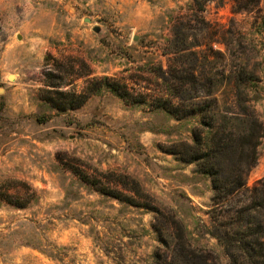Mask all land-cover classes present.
Masks as SVG:
<instances>
[{
    "label": "rangeland",
    "instance_id": "obj_1",
    "mask_svg": "<svg viewBox=\"0 0 264 264\" xmlns=\"http://www.w3.org/2000/svg\"><path fill=\"white\" fill-rule=\"evenodd\" d=\"M91 81L77 108L42 98ZM241 103L264 131V0H0V264L247 262L245 221L264 235V132L241 191L217 201L172 152L226 125L247 167Z\"/></svg>",
    "mask_w": 264,
    "mask_h": 264
},
{
    "label": "trees",
    "instance_id": "obj_2",
    "mask_svg": "<svg viewBox=\"0 0 264 264\" xmlns=\"http://www.w3.org/2000/svg\"><path fill=\"white\" fill-rule=\"evenodd\" d=\"M47 77L55 78V75L48 74ZM105 86L109 87L113 92L121 97H127L129 92L123 86L116 81H109L108 78H104ZM93 86L89 88V91L76 92V91H59L53 88H46L42 93V98L49 102L57 109H72L82 106L91 94L101 89V84L91 81L89 82ZM51 87H55L54 84H48ZM242 102V101H241ZM242 104V103H241ZM240 114L247 117L246 120L249 126L248 135L241 134L243 137H255V141L252 142L250 153L248 154V160H246L247 167H243L242 153L239 157H235L234 149L232 148V140L238 135L237 131L227 130L226 125L215 126L210 123L206 131L207 139L197 134L195 136V143L188 145L189 150L177 151L173 149V153L181 154V157L190 162H195L200 170L207 173L212 180L214 189V200H219L222 197H227L235 192H240L244 185V173L253 167L257 162V144L259 138L263 136V127L255 113V110L249 109L247 104H242ZM179 107H175V112ZM239 134V136H241ZM186 145V143H181ZM242 152V151H241ZM85 182H90L87 177H82ZM255 194V198L260 194H264V178L259 179L252 189ZM257 216L253 218L249 217L245 221V227L248 228L247 233L240 231V245L237 249L240 251V256L247 260V262L240 261L239 264H264V238L262 234V228L260 224L256 222ZM238 218L237 224L241 226V222ZM249 236L250 238H246ZM219 241L229 250V244L222 236L218 235ZM233 254H231L232 256ZM237 257V256H236ZM235 257V258H236ZM239 258V257H238Z\"/></svg>",
    "mask_w": 264,
    "mask_h": 264
},
{
    "label": "water",
    "instance_id": "obj_3",
    "mask_svg": "<svg viewBox=\"0 0 264 264\" xmlns=\"http://www.w3.org/2000/svg\"><path fill=\"white\" fill-rule=\"evenodd\" d=\"M87 20L90 21V19H87ZM94 30H95V31H99L100 28H99L98 26H95V27H94Z\"/></svg>",
    "mask_w": 264,
    "mask_h": 264
},
{
    "label": "bare ground",
    "instance_id": "obj_4",
    "mask_svg": "<svg viewBox=\"0 0 264 264\" xmlns=\"http://www.w3.org/2000/svg\"><path fill=\"white\" fill-rule=\"evenodd\" d=\"M10 77H13V75H10Z\"/></svg>",
    "mask_w": 264,
    "mask_h": 264
}]
</instances>
